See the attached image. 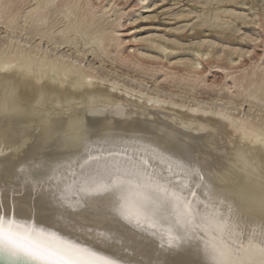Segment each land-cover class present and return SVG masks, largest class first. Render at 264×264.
I'll use <instances>...</instances> for the list:
<instances>
[{
	"label": "snow or ice",
	"instance_id": "6c2138e0",
	"mask_svg": "<svg viewBox=\"0 0 264 264\" xmlns=\"http://www.w3.org/2000/svg\"><path fill=\"white\" fill-rule=\"evenodd\" d=\"M240 3L202 0L199 7L205 11L215 7L259 28L247 15L234 11L232 6ZM148 4L149 0H139L138 6ZM57 7V0H47L24 17V31L19 35L28 48L35 41H39L40 54L71 48L85 61L89 55L95 59L112 55L105 46L106 37L110 35L115 43L121 33L97 31L89 40L84 28L88 15L81 17L78 11L86 7L94 16L96 8L76 3L52 17L49 10ZM97 7L109 12L102 4ZM154 7L159 9L160 4ZM187 15L195 18L194 23L206 18L204 11ZM158 18L159 14L141 19ZM2 27L6 35L15 36V22ZM30 27L34 31L26 35ZM245 39L258 43L254 37ZM81 41L92 51H78ZM97 49L100 56L95 55ZM59 60H71L76 70H58ZM58 61L40 55L26 58L23 53L21 58L0 55V81L4 84L0 102V247L43 264H264V213L257 216L229 192L227 183L237 165L255 170V161L250 160L244 145L258 147L264 158V126L256 128L231 115L246 106L250 112L259 107L264 115V82L258 93L238 106L216 113L226 123L195 129L182 124L179 130H169L158 127L153 117L141 114L130 102L110 100L116 83L100 76L97 69L102 63L86 68L72 59V52ZM200 66L192 64L195 69ZM147 103L164 102L148 97ZM109 116L133 124L139 119L142 124L117 131L113 119H106L101 127L99 118ZM171 123L175 125V121ZM229 126L240 133L241 141L231 149ZM190 132L208 137L202 142L203 158L201 153H193L186 139ZM58 173L64 179L53 182L52 176ZM181 255L191 259H178Z\"/></svg>",
	"mask_w": 264,
	"mask_h": 264
},
{
	"label": "bare ground",
	"instance_id": "6f19581e",
	"mask_svg": "<svg viewBox=\"0 0 264 264\" xmlns=\"http://www.w3.org/2000/svg\"><path fill=\"white\" fill-rule=\"evenodd\" d=\"M96 1L100 2L102 4V3H104L103 1H105V0H95L94 2L96 3ZM46 2H47V0H0V55L6 54L10 57L21 58V53H23L24 57L33 58V59L36 56L40 55L41 58L46 56L47 60L50 62H56V61H58L59 57H61V56L66 57L69 52H72V59L79 60L80 63H83L86 68H88V67L95 68L96 65L102 63L103 67L97 69L100 76L102 78L108 77L110 80H112L116 83V91L111 92L110 100H112L114 102H130L141 114L147 113L149 116L153 117L154 122L156 123V125L158 127L168 128L169 130H179L180 125L188 124V125H191L194 129L199 128L201 126H204L207 128H214L217 123H226V122L220 121V118L216 113H218V112H220L226 108H229L232 105L238 106L240 103H242L244 101V99L247 96L258 93L259 88L261 86V83L264 82V66L262 67V65H260L262 67L261 69H259L257 71L253 70L252 72H248V70H247V72H245L246 67H244L245 70L243 71V73L239 72V74H238L237 73L238 71H237L236 72L237 75H234L233 73H235V72L226 71L227 70L226 67L221 65L224 62L223 61L221 64H217V63L214 65L211 64L208 67V69L206 68L207 70H204V73L201 72L205 76H211V77L213 76V72H215L214 74H216V73L220 74L221 73V74H223L222 75L223 77L228 78V82H227L228 84H225L226 81H224V83H223L225 86L224 88L222 87L223 85L220 88H218V87L214 88V86H215L214 84H216V83L214 81H213L214 82L213 83L212 81H209L210 79L205 78L207 80H206V82L204 81L205 79L203 80L204 85H202V84H198V85H200L201 88H202V86H206L209 88L213 87L215 89V90H213V88H212L211 89L212 91H209V92H211L210 94H209V92L208 93L206 92L205 94H207V96H202V94H204V93H202L201 90H199V92H201L202 94H198L199 96H197V94L194 93L195 87L197 85L196 83L198 81V79H196V78L199 75L196 78L192 79L193 83L192 82L191 83L190 82L184 83L186 78H187V80H189L188 79L189 76L184 78L181 76L182 73L180 72L181 73V75L179 76L180 81L177 83L175 82L176 84L172 85L173 87L174 86H178V87L181 86L178 90H173L175 87L173 89L169 88L168 84H167L168 88L165 89L162 86V82H159V83H161V86H162L161 87L158 83L157 78H155L154 81H152L154 83L151 82L150 83L151 85H149V81L145 78L146 76H144V75L151 73L150 74V77H151V76H153V72L154 73L155 72L160 73V75L164 76V79L160 78L159 80L160 81L163 80V82H164V80L166 81V79H169V78L172 79L178 75V74L176 75L175 70H174L177 68L178 65H179V67L181 65H183V68L185 67V69H186L185 72L186 71H187V73L193 72V76H194V73L197 75L199 69L200 68L202 69L203 65L206 66L204 61H206V60L208 61V57L210 56V54H212L213 44H214L212 42H215V40L210 42L209 40L204 41L201 38V41H199V42L196 41L197 47L194 48L195 50L193 51V53L191 55H189V57L184 58V59H179V60H176L177 59L176 58V59H174V61L168 60L167 61L168 65L167 66L163 65V63H160L161 59L157 60V61H155L154 59H149V57H156L157 54H155L156 56H154L152 54L153 55L152 56L150 53H149L150 55L145 54L146 52L142 53V50L140 52V49L138 50L139 52L137 51V47L141 46V43H140L141 41L144 42V41H148L150 39L149 38H143V36L141 37L139 35H138L139 37H137V33H136L137 30H135L136 28H134L133 25H129L130 27H126L128 25H125L124 23L120 22L122 15L125 14L126 12H132L134 10H139L140 8H143V7H139V6L138 7H132L131 6V7H128L126 11L119 12V10H115V8L112 6L113 0H108V1H106V4H103L104 8H109L108 13H104L103 8H98L96 5L97 3L96 4L90 3L89 0H57L58 7L56 9L49 10L50 15L52 17H57L58 13L60 11H63L65 6L75 5L76 3H82L84 5L90 4L92 6V8H96L97 11H96L94 16L91 14V9H89V8L85 7V8L78 10L81 17H83L84 15H88V19L84 22V28L88 32L89 40L96 34L97 31L115 30V31H118L121 33V35L118 38H116L115 43H112V37L110 35L106 37V41L108 43H106L105 46L107 47L109 53H112L113 55H115L114 58H112V59L110 58L111 63L108 62L110 65L107 64V60H109V59L103 58V57L109 58V56H103L101 59H95L93 57V55H89V57L92 56V60H90L88 57V60L85 61L82 56L78 57L76 55V52L73 51L71 48L60 49V50L53 49L51 52H48L45 54H40L38 52L37 47H36V45L39 43V41H35L33 43V46L31 48H28L27 43L23 42V39L20 37L19 32L24 31V28H23L24 17L30 15V9H34V8H36V6L38 4H44ZM198 2H199V0H198ZM115 5H117V2ZM110 6H112V7H110ZM148 7H149V5H148ZM262 10H263V8H262ZM134 13H133V16H134ZM222 13L223 12L220 13V11H218V10L214 11L213 13H205L206 18H202L200 24L205 25V26L207 25L210 27H222L223 25L228 24V23H230V25H231V22H229L228 19L224 20L220 16V14H222ZM32 15H35V13H32ZM113 15H114V19H110L111 16H113ZM140 17H143V16H140ZM253 17H255V16H253ZM136 18L137 17H135V19ZM256 20H258V19H256ZM117 21H119V23H117ZM9 22H15V24H16L15 36L6 35V29L4 27H2V25L7 24ZM259 23H261L260 20H259ZM261 24H260V26H262ZM228 26H229V24H228ZM186 27H187V25H186ZM197 27H199V26H197ZM180 28H181V26H180ZM223 28H225V27L223 26ZM173 29H175V28H173ZM230 29H228V31ZM33 31H34V28L30 27L28 29V31L26 32V35H31ZM232 32H234V31H232ZM144 36H148V35H144ZM149 36H150V34H149ZM154 36H155V34H154ZM154 36H152V37H154ZM125 37H128V40H126ZM162 38H163V36H162ZM254 38L256 39V37H254ZM171 39L173 40V38H171ZM171 39H169V40H171ZM198 40H199V38H198ZM257 40H258V38H257ZM150 41H152V40H150ZM163 41H165V40H163ZM166 41H168V39ZM149 43H152V42H149ZM169 43H170V41H169ZM180 43L181 42L179 41V44ZM215 43H217V41ZM83 44H84V42L81 41L80 42V48L78 49V51H80V52H84V51L91 52L92 51L91 49H85ZM109 44L111 45L110 47L108 46ZM154 44H155V42H154ZM182 44H183V42H182ZM144 45H146L145 42H144ZM176 45H177V43H176ZM162 46H163L162 51H164V49H166V48L169 49L167 45H162ZM226 46H228V45H226ZM44 47H47V45H45ZM157 47H159V45ZM223 47H224V45H223ZM244 49L246 50V48H243L242 50H244ZM242 50H241V48L239 49L237 47V48L229 49V51H226L224 49H220L219 51L221 53H225L227 56L230 57L228 59L229 60L228 63L230 64V67H228V68H232V67L239 68L237 66L240 64V62L245 60L244 57H245V53L247 52V51L243 52ZM172 52H173V50H172ZM217 53H216V55H217ZM219 54L217 57H219ZM95 55H97V56L101 55L98 49L96 50ZM234 55H235V57L232 58V56H234ZM204 56H207V59H202V57H204ZM241 56H243L244 59H241ZM248 57L249 56H247V58ZM249 59H250V57H249ZM210 60H212V59H210ZM214 60H216V59H214ZM237 60H239L238 64L236 63ZM161 62H163V61L161 60ZM187 62H191V63H187ZM247 62H250V61L248 60ZM194 63H199L200 65L201 64H203V65L199 69H195L192 67V64H194ZM153 64H155V65H153ZM249 64H251V63H249ZM149 66H151V67H149ZM153 66H155V67H153ZM205 66H203V67H205ZM254 66H256V65H254ZM57 68L60 71H64L66 69L73 70V71L76 70V66L71 63V60H59L57 63ZM258 68H260V67H258ZM138 69L140 70L139 73H143V75H141V74H140V76H136L135 74L132 75V73H135L136 71H138ZM242 69L243 68H241V70ZM182 71H183V69H182ZM235 71H236V69H235ZM176 72H178L177 69H176ZM157 76H159V75H157ZM175 78H178V77H175ZM189 78H191V77H189ZM150 79H152V78H150ZM190 81H191V79H190ZM140 82H143V83H140ZM180 82H181V85L179 86ZM201 82H199V83H201ZM219 85L220 84H218V86ZM230 85L235 87V89L231 93L232 95L234 94L233 96H228L229 94L227 95L225 93H221V90L223 91V89L227 90V93H229L228 91L232 87ZM110 87L111 86L106 87L104 89V91H108ZM206 87H205V90H206ZM233 87H232V89H233ZM198 89H200V88H198ZM196 91H197V89H196ZM203 91H204V89H203ZM223 92H225V91H223ZM141 94H146V95H144L142 98ZM132 96H135L134 100L131 99ZM3 97H4V84L2 81H0V102H3ZM148 97H158L164 103L149 106L147 103ZM77 98H79V94H77ZM218 101H224L225 103L223 105H220L217 103ZM205 112H210L212 114L206 116ZM81 115H82V113H81ZM231 115L234 117L235 120H241V119L247 120L251 125H253L256 128H260L261 126H264V115H261V110L259 107H257L255 112H250V111H248L247 106H246L244 109L240 110L239 112H236L235 110H233ZM99 119H100V126L102 127L105 124L106 119H113V118L109 116L107 118L101 117ZM86 120H87V117H85V121ZM172 121H175V125H173L171 123ZM113 124L116 126L117 131H130L133 127H139L142 124V121L138 119L136 121V123L133 124V122H131V121H129L128 123H125L120 118H116V119H113ZM227 132L232 137V143L229 144L228 147L231 149L234 146H240V144H241L240 133L234 131L233 128L230 126L227 128ZM85 135H86V133L82 134V136H85ZM159 139H160L161 143L164 142L163 137H160ZM186 139L188 140L193 153L194 154L195 153H201L202 158H203L204 153L202 151V148H203L202 142L207 140L208 137L197 136V134L195 132H190V133L186 134ZM244 149L250 153V160L255 161V163L253 164V168L255 170L254 171H252L251 169L244 170L242 168V166L237 165L233 169L231 175H229L227 177L228 190L235 198H237L240 201H243L245 204L250 206L253 209V212L257 216H259L262 213H264V158L261 157L260 150L258 147H255L252 145H244ZM232 163L235 164V160H233ZM52 179H53V182H58V181L64 179V176L62 173H58V174L53 175ZM10 214H14V213L10 212ZM20 218L23 219L26 217H20ZM62 234H64V233H62ZM99 250L107 251L106 249H103V248H100ZM178 259L187 260V259H191V257L181 255L180 257H178Z\"/></svg>",
	"mask_w": 264,
	"mask_h": 264
},
{
	"label": "rangeland",
	"instance_id": "374dc122",
	"mask_svg": "<svg viewBox=\"0 0 264 264\" xmlns=\"http://www.w3.org/2000/svg\"><path fill=\"white\" fill-rule=\"evenodd\" d=\"M95 0H89V2L90 3H95L94 2ZM106 1H108V0H105V1H103L104 3H102V5L103 4H106ZM115 1V2H114ZM202 1V0H201ZM201 1L199 0V2H198V0L196 1V0H168V2L167 3H161L160 2V0H149V7H148V5H146V6H144L143 8H140L139 10H134V11H132V12H126L125 14H123L122 15V17H121V19H120V22L121 23H124L125 25H128V26H126V27H130L129 25H133V27L134 28H136L135 30H137L136 31V33H137V37H139V36H143V38H149L150 40H152V41H150V40H148V41H144L145 42V44L147 45H144V42L143 41H141L140 43H141V46H139V47H137V51L140 49V52H141V50H142V53H145V54H153L154 56H156L155 54H157V56L156 57H160V59L163 61V62H161V60H160V63H163V65H168L167 64V61L168 60H170V61H174V59H176V60H179V59H184V58H187V57H189V55H191L192 53H193V51L195 50L194 48H196L197 47V45H196V41L197 42H199V41H201V38H202V40H204V41H210V42H212V41H214L215 40V42L217 41V43H215V42H212V43H214L213 44V52H212V54H210V56L208 57V61L206 60V61H204V63L206 64V66L205 65H203V64H201V66L203 65V66H205V67H203L202 66V69L200 70L199 69V71H198V74L196 75L195 73H194V76H193V72H190V73H187V71L185 72V67L183 68V65H181L180 67H179V65L177 66V71L178 72H176V69H174L175 70V73H176V75L177 76H175V77H178V78H172V79H166V81L164 80V82H163V80L162 81H160L159 79L160 78H163L164 79V76L163 75H160V73H157V72H153V76H151L150 77V74L151 73H149V74H147V75H144V76H146L145 78L149 81V85H151L150 83L152 82V81H154V79L155 78H157V80H158V83L159 82H162V86H163V88H171V89H173L174 87V89L173 90H178L181 86V82H180V84H179V86L180 87H178V86H172L173 84L175 85L177 82H179L180 81V75H181V73H182V77H184V78H186V77H191V78H189L188 77V79L189 80H187V78H186V80L184 81V83H187V82H192V79H194V78H196L198 75V77L196 78V79H198V81H197V85H196V87H195V90H194V93H196L197 94V96H199L198 94H202V93H204V94H202V96H207V94H205L206 92L208 93L209 91H212L211 89L213 88H209V87H206V86H202V85H204L203 84V80L205 79V78H207V79H210L209 81H214L216 84H214L215 86H214V88L215 87H218V88H220L222 85V87L224 88L225 86H224V81H226V83L225 84H228L227 82H228V78H225V77H223L222 75L223 74H219V73H216V74H214L215 72H213V76L211 77V76H205L204 74H202V73H204V70H207L208 69V67L211 65V64H221L223 61V63L221 64L222 66H225L226 67V71H232V72H235V73H233L234 75H237V73L239 74V72L241 73H243V71L245 70V68L244 67H246V70H245V72H247V70H248V72H252L253 70L254 71H257V70H259V69H261L263 66H264V0H241V3L240 4H238V5H234V6H232L233 7V9H234V11H236V12H239L240 11V13H244L245 15H247L248 16V18L250 19H252V20H254L255 21V23L257 22L258 24H261L262 26H260L259 28H257V27H255V25L254 24H252V25H248V24H245L243 21H240L239 22V20H234L233 18H230V17H228L227 15H225L224 13H222V14H220V16L224 19V20H227L228 19V21L229 22H231V25H230V23H228L229 24V26H228V24H225V25H223L225 28H223V26L222 27H210V26H205V25H201L200 23H201V20L200 21H195V23H194V20H195V18L194 17H189L188 15H187V13H188V11H191V12H201V11H204L205 13H213L214 11H216V10H218V11H220L219 9H217V8H215V7H210L209 9H207L206 11L205 10H202L200 7H199V4L201 3ZM207 0H204V2H206ZM116 2H117V5H115L116 4ZM97 3V4H96ZM96 5H99V4H101L100 2H97L96 1ZM244 3H246V4H248L250 7H247V8H245L244 6H243V4ZM138 4H139V0H113V4H112V6L115 8V10H119V12H124V11H126L127 10V8L128 7H138ZM156 4H160V8L159 9H157V8H155L154 7V5H156ZM173 4H178L179 5V7H173ZM115 5V6H114ZM120 6V7H119ZM122 6V7H121ZM193 9H192V8ZM262 8H263V10H262ZM121 9V10H120ZM169 9H171V11H168ZM201 9V10H200ZM200 10V11H199ZM136 11V12H135ZM213 11V12H212ZM135 12V13H134ZM112 13V12H111ZM110 13V14H111ZM129 13V14H128ZM133 13H134V16H133ZM220 13H221V11H220ZM157 14H159V18L158 19H156V20H143V19H141L142 17H140V16H143V17H146V16H151V15H157ZM180 15V16H179ZM179 16V17H178ZM253 16H255V17H253ZM128 17V18H127ZM135 17H137L136 19H135ZM110 19H114V15L113 16H111V18ZM134 19V20H133ZM256 19H258V20H256ZM130 20V21H129ZM132 20L133 21H139V23H136V24H133L132 23ZM259 20H260V22L261 23H259ZM129 21V22H128ZM234 21V22H233ZM242 22V23H241ZM234 23V24H233ZM241 23V24H240ZM186 25H187V27H186ZM199 26V27H197V26ZM180 26H181V28H180ZM194 26V27H193ZM204 26V27H203ZM234 26V27H233ZM138 27V28H137ZM187 28L188 30L187 31H181V29H184V28ZM238 27V28H237ZM141 28V29H140ZM173 28H175V29H173ZM192 28V29H191ZM219 28V29H218ZM231 28V29H230ZM173 29V30H172ZM180 29V30H179ZM223 29V30H222ZM228 29H230L229 31H228ZM238 29V30H237ZM142 30V31H141ZM176 30V31H175ZM236 30V31H235ZM232 31H234V32H232ZM143 32V33H142ZM140 33V34H139ZM155 34V36H154V34ZM149 34H150V36H149ZM159 34V35H158ZM2 35V34H1ZM139 35V36H138ZM144 35H148V36H144ZM158 35V36H157ZM161 35V36H160ZM152 36H154V37H152ZM162 36H163V38H162ZM245 36H249V37H256V41H258V43H252V40H250V39H245ZM157 37V38H156ZM161 37V38H160ZM126 38V40H128V37H125ZM159 38V39H158ZM168 39V41H166L167 39ZM171 38H173V40L171 39ZM175 38V39H174ZM198 38H199V40H198ZM257 38H258V40H257ZM161 39V40H160ZM165 40V41H163V40ZM169 39H171V40H169ZM177 39V40H176ZM169 41H170V43H169ZM174 43H173V42ZM179 41L181 42L180 44H179ZM222 41V42H221ZM149 42H152V43H149ZM154 42H155V44H154ZM166 42V43H165ZM182 42H183V44H182ZM190 42V43H189ZM159 43V44H158ZM176 43H177V45H176ZM185 43V44H184ZM189 43V44H188ZM194 43V44H193ZM175 44V45H174ZM188 46H187V45ZM195 45L196 47H194V48H192L191 50H188V47L189 46H191V45ZM230 45L229 47L228 46H226V45ZM254 44V45H253ZM154 45V46H153ZM159 45V47H157ZM162 45H167L168 46V48H169V52L168 53H165L164 51H162V49H163V46ZM180 45H183V46H185V47H179ZM220 45V46H219ZM223 45H224V47H223ZM219 46V47H218ZM232 46V47H231ZM253 46V47H252ZM227 47V48H226ZM231 47V48H230ZM241 48V50L243 49V48H246V50L244 49V50H242L243 52H246V53H249V51L250 52H252V55L251 56H249V55H247L246 53H245V60H243L242 62H240V64L237 66V67H239V68H236V67H232V68H228V67H230V64L228 63L229 62V56H227L225 53H221L219 50L220 49H224V50H226V51H229V49H232V48ZM250 47V48H249ZM252 47V48H251ZM133 48V47H132ZM146 48V49H145ZM161 48V49H160ZM186 48V49H185ZM263 48V49H262ZM66 49V48H65ZM151 49V50H150ZM155 49V50H154ZM173 50V52H172V50ZM219 49V50H218ZM250 49V50H249ZM146 50V51H145ZM162 51V52H161ZM139 52V51H138ZM218 52V53H217ZM175 53V54H174ZM216 53H217V55H216ZM220 53V54H219ZM149 54V55H150ZM161 54V55H160ZM218 54H219V57H217L218 56ZM152 55V56H153ZM180 55V56H179ZM183 55V56H182ZM111 56V57H110ZM113 56V57H112ZM163 56V57H162ZM166 56V57H165ZM178 56V57H177ZM247 56H249L250 57V59H249V57L247 58ZM115 57V55H109V58H106V57H103L104 59H109V60H107V64H109V63H111V59L112 58H114ZM214 59H216V60H214ZM217 57V58H216ZM233 57H235V55L234 56H232V58ZM253 57V58H252ZM259 57V58H258ZM261 57V58H260ZM111 58V59H110ZM165 58V59H164ZM243 58V59H244ZM89 59L90 60H92V56L91 57H89ZM167 59V60H166ZM210 59H212V60H210ZM228 61H227V60ZM252 59V60H251ZM261 59V60H260ZM210 60V61H209ZM214 60V61H213ZM250 61V62H247V61ZM155 61H157V60H155ZM220 61V62H219ZM257 61V62H256ZM109 62V63H108ZM114 62V61H113ZM159 62V61H158ZM166 62V63H165ZM208 62V63H207ZM227 62V63H226ZM249 63H251V64H249ZM253 63V64H252ZM106 64V63H105ZM106 64V65H107ZM226 64V65H225ZM258 64V65H257ZM110 65V64H109ZM153 65H155V64H153ZM254 65H256V66H254ZM260 65H262V67L260 66ZM200 66V67H201ZM248 66V67H247ZM149 67H151V66H149ZM153 67H155V66H153ZM258 67H260V68H258ZM207 68V69H206ZM241 68H243L242 70H241ZM248 68V69H247ZM179 69V70H178ZM182 69H183V71H182ZM235 69H236V71H235ZM241 70V71H240ZM169 71V70H168ZM238 71V72H237ZM140 72V70L138 69V71H136L135 73H132V75L133 74H135L136 76H140V74L141 75H143V73H139ZM181 72V73H180ZM202 72V73H201ZM237 72V73H236ZM244 72V73H245ZM184 74V75H183ZM189 74V75H188ZM201 74V75H200ZM155 75V76H154ZM157 75H159V76H157ZM187 75V76H186ZM191 75V76H190ZM204 75V76H203ZM150 78H152V79H150ZM143 77V76H142ZM204 77V78H203ZM223 77V78H222ZM149 78V79H148ZM190 79H191V81H190ZM207 79H205L204 81L206 82V80ZM202 82H201V81ZM223 80V81H222ZM166 82V83H165ZM176 82V83H175ZM199 82H201V83H199ZM213 82V83H214ZM219 82V83H218ZM221 82V83H220ZM152 83H154V82H152ZM164 83V84H163ZM193 83V82H192ZM167 84H168V87H167ZM198 84H202L201 86H202V88L200 87V85H198ZM218 84H220L219 86H218ZM159 85L161 86V83H159ZM171 85V86H170ZM161 86V87H162ZM166 86V87H165ZM230 86H232V85H230ZM205 87H206V90H205ZM233 87V86H232ZM232 87L229 89V93H227V90H224L223 89V91H225V92H223L222 90H221V93H225V94H229L228 96H233L231 93H232V91L235 89V87H233V89H232ZM198 88H200V89H198ZM213 88V90H215ZM217 88V89H218ZM196 89H197V91H196ZM203 89H204V91H203ZM209 89V90H208ZM216 89V90H217ZM226 89V88H225ZM199 90H201V92H199ZM231 90V91H230ZM211 92H209V94H210ZM208 94V95H209ZM231 94V95H230Z\"/></svg>",
	"mask_w": 264,
	"mask_h": 264
},
{
	"label": "water",
	"instance_id": "95a60500",
	"mask_svg": "<svg viewBox=\"0 0 264 264\" xmlns=\"http://www.w3.org/2000/svg\"><path fill=\"white\" fill-rule=\"evenodd\" d=\"M0 264H43V262L22 254H14L0 247Z\"/></svg>",
	"mask_w": 264,
	"mask_h": 264
}]
</instances>
